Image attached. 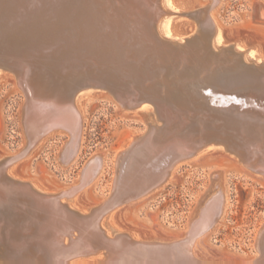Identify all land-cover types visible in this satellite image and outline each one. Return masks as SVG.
<instances>
[{
  "label": "bare ground",
  "instance_id": "6f19581e",
  "mask_svg": "<svg viewBox=\"0 0 264 264\" xmlns=\"http://www.w3.org/2000/svg\"><path fill=\"white\" fill-rule=\"evenodd\" d=\"M218 1L212 0L209 9ZM169 2L165 0L167 5ZM175 2L180 5L179 0ZM161 4V0H0V62L13 71L15 85L26 96L21 120L27 147L9 160L0 156V176L5 172L9 177V166L54 128L66 129L69 135L61 159L68 162L76 155L81 117L74 98L91 87V80L115 92L118 104L123 107L165 101L185 122L179 134L174 129L177 123L169 125L168 114L164 117L168 125L164 127L168 128L158 129L151 124L146 137L144 133L135 137L130 154L116 156L114 189L109 199L89 207L87 213L74 210L61 199L75 196L90 183L99 171L98 159L86 164L80 174V185L69 189L56 193L39 190L40 197L12 189L9 206L0 205V248L7 250L8 264H66L74 255L94 252L104 254L102 264H215L195 256L193 245L223 215L226 201L219 174H214L210 185L215 186L213 194L202 197L199 210L179 238L134 240L127 233L114 230L112 235L107 234L101 224L109 209L138 199L143 191L163 184L178 162L205 149L198 150L200 142L222 144L238 157L245 169L264 177V119L241 115L238 105L210 107L214 97H205L197 83H190L192 78L202 77L212 92L217 88L231 92L256 90L264 96V54L249 46L247 53L258 59H246L233 45L223 47L227 41L223 27L212 22L207 10L198 9L186 13L197 24L190 36L197 39V44L200 41L203 52L208 48V54L201 58V65L190 66L188 71L187 67L181 69V63L176 61L187 58V52L183 56L169 52L165 55L161 42L168 41L157 28L155 35L150 31V22L157 24L159 16L165 13ZM14 5L28 14L30 28L35 23L41 24L37 40L33 34L22 37L14 30L17 25L14 15L6 13L9 10L6 6L16 11ZM156 8L160 12L158 17ZM169 30L168 26L163 29L166 36L170 35ZM184 39L170 42L182 43ZM209 48L212 52L220 48L221 53H230V63L222 55H217L219 60L215 61ZM243 48L237 44V49ZM191 57L195 59L192 50L188 53L190 62ZM185 81L189 85L188 101H183L178 92L188 86ZM134 96L137 100L131 101ZM205 98L207 101H203ZM167 132L175 134L166 140ZM187 133L197 137V144L170 142ZM153 141L163 147H154ZM18 181V185L24 182ZM255 239L257 254L244 264H256L264 256V224ZM260 264H264V258Z\"/></svg>",
  "mask_w": 264,
  "mask_h": 264
},
{
  "label": "rangeland",
  "instance_id": "374dc122",
  "mask_svg": "<svg viewBox=\"0 0 264 264\" xmlns=\"http://www.w3.org/2000/svg\"><path fill=\"white\" fill-rule=\"evenodd\" d=\"M170 1L167 5L161 0L165 13L157 22V31L163 38L183 40L192 35L197 24L186 13L205 9L212 22L224 29L227 41L223 47L233 45L246 59H258L247 53L249 46L264 54V0H219L212 9V0H179L180 5ZM166 25L169 36L163 31ZM237 44L244 48L237 49ZM74 99L81 117L76 155L68 162L61 159L69 135L66 129L54 128L13 162L7 174L30 181L45 193H56L80 185L83 168L98 159L99 171L90 183L75 196L61 199L74 210L87 213L85 206L95 207L108 196L116 156L134 136L145 132L142 113H150L152 108L144 104L138 109H123L106 92L96 89H84ZM23 104L24 95L13 76L0 69V156H15L27 149L21 120ZM214 174L220 175L225 208L212 228L195 240L193 253L215 264L249 262L257 254L255 237L264 224V177L245 169L219 144H210L198 155L178 162L158 188L104 215L102 228L110 235L111 230L127 233L134 240L169 239L156 236L159 232L171 239L179 238L199 210L202 197L213 194L215 186L210 185ZM102 260L101 256L80 257L67 264H97Z\"/></svg>",
  "mask_w": 264,
  "mask_h": 264
},
{
  "label": "water",
  "instance_id": "95a60500",
  "mask_svg": "<svg viewBox=\"0 0 264 264\" xmlns=\"http://www.w3.org/2000/svg\"><path fill=\"white\" fill-rule=\"evenodd\" d=\"M155 1H157V0H155ZM6 7L11 11V12H9V10H6L7 15H9V14L14 15V18L16 20V24L17 25L15 27L16 29H14V30H18L20 32L19 35H21L22 37H26L25 35L33 34L35 36L36 40H37L38 36L41 33V30H40V28L42 27V26H40L41 24L40 23H37V24L35 23L34 26H33V29H32V28L29 27V21H28L29 16H28L27 13H24V11H22V10H18L16 5H14L16 11H13L12 8H9L8 6H6ZM154 12H155V16L158 17L159 14H160L159 9L158 8L154 9ZM49 19H51V17H49ZM159 19H160V16H159ZM29 20H30V18H29ZM54 22H55V20H54ZM11 24L13 25L14 22L11 23ZM149 25H150L151 34L155 35L156 34V28H157L156 22L152 21V23L150 22ZM164 39L166 41H168V42H165V43L161 42V44L164 46V49L166 50L165 51V55H167L166 53L169 52V54H174L175 56H183V55H186V52H187V56H186L187 58L183 57L181 61H179V59L176 61V57L174 58V60L176 61L177 64L181 63V65H182L181 69L187 67V71H188L190 66L201 65V58L205 57L208 54V48L205 49V51L203 52L202 49H201L200 41H199V44H197V41H196L197 39L195 37L193 38V36H190L189 39L185 38L184 42H182V43H172V42H170V40H168L166 38H164ZM24 42L26 43V41H24ZM190 50H192V55H195V59H193L191 57V62H190V60L188 58V53H189ZM206 50H207V52H206ZM221 50L222 49L219 48L217 50V52H212V49L210 50V48H209V52L213 53V55H215V59H214L215 61L219 60V59H216L217 55L218 56L222 55L223 59L227 60L230 63L232 55L230 53L226 52V51H225L226 53H221ZM218 56H217V58H218ZM235 58H238V56L235 55ZM170 59H172V58H170ZM25 67H26V69H29L28 66H25ZM0 69L8 72L9 74H11L13 76L14 79H16L13 71L11 69H9L8 67L3 66L1 64V62H0ZM185 83H186V85H188L187 81H185ZM190 83H197V87H201L199 89L200 93L202 95H204L205 97H214L215 100L209 102L210 107H213V108H216V109H221V108H228V107H231V106L234 107V106L238 105L239 108L237 109V111H239L241 115H243V116L244 115H249V116H252V117H255V118L264 119V96H261L259 92H256V90H245V91L241 90V91H233V92H231V91H226V90L222 91L220 88H217V89H214L215 92H212L213 90L212 91L209 90L210 87L208 85V82L203 81L202 77H199V79H197V80H194L192 78ZM17 88H18V86H17ZM188 88H189V85L186 86V88H184L183 90H178L179 95L183 99V101H188V99H189ZM85 89H96V90L104 91L112 99L113 102H115L117 105H119L118 104V99L116 98L115 92H112L109 88L104 87L101 84H98L95 80H91V87H88V88H85ZM22 92L23 91L21 89V93ZM25 98H26V96H24V99ZM135 100H137L136 96H134L131 99V101H135ZM160 101H161V99H160ZM203 101H207L206 98L203 99ZM145 104H149L151 106V108H152L151 110L149 109L150 113H142V122L146 126L145 132L143 134V135H145V137L150 132V129H151L150 125L151 124H155L154 126H156L158 129L161 128V127H164V124H165V122H164L165 118L164 117H167L168 114H169V116H171V118H169V125H172L174 122L177 123V126L174 128V129H177L175 132L179 133L180 129L182 127H184V124H185L184 118H180L178 112L176 114V112H174L172 110L173 109L172 105L166 103L165 101H163V104L162 103L160 104L159 102H155V101L154 102L150 101L148 103L146 102ZM140 106L143 107L144 104H141V105L137 104L135 106H132L131 108L130 107L126 108V107H123V106L119 105V107H121L123 109H127V110L138 109V108H140ZM158 113H161V114H158ZM167 121H168V118H167ZM165 125H167V124H165ZM167 126H165L164 128H168ZM174 134L175 133H170V132L164 133V138L166 140H168L167 138L172 136V135H174ZM135 137H138V136H134L133 139H135ZM195 139H197V137H195V135H192L191 133H187L185 135H182V134L180 136L177 135L176 138L173 139V140H170V142L171 141L173 142V141H179L180 140L181 142H184V143H187V144H192L193 143L195 145V144H197ZM134 142L135 141L130 143L127 147L124 148V150H122L118 154L120 156L125 154V153H126L125 156H127L128 153L130 154L129 151H131V148H132V145H133ZM35 144H37V142ZM210 144H219V143H202V142H200V144H199L200 147L198 146L199 147L198 150L200 148L201 149L204 148V147L206 148V147H208L207 145H210ZM219 145L223 146L222 144H219ZM153 146L154 147L155 146H159V149H160V147L161 148L163 147L161 144L155 143L154 141H153ZM224 150L226 152H229L230 154H233L238 159V157L234 153H232L231 151H228V149H226V147H224ZM3 157H5V156H3ZM10 158H12V157H9L7 160H9ZM12 177H13V175H12ZM14 178H16V177H14ZM14 178H11L10 176L9 177L6 176L5 172H4V174H2L0 176V205L9 206V194L11 193L12 189H14V192H20V193H23V194H28L27 196H32L34 194H35V196L37 195V197L42 196V193L39 192V190L40 191H44L43 189L37 187L36 185H34L30 181L22 180L20 178H16V179H14ZM14 180H15V183H13ZM18 180H22V181H26V182H21L22 184L18 185V182H19ZM30 184L32 186L36 187V189H38V190H34V188ZM159 186H160V184H159ZM156 188H158V187H156ZM156 188L151 187L150 189L145 191V193L143 191L142 194L138 197V199H140L141 197H143V196L147 195L148 193L152 192ZM16 189L17 190L19 189L20 191H15ZM110 189L112 191L114 189L112 187V183H111ZM111 190H110V192H111ZM28 192L32 193V195L30 193H28ZM44 192H46V191H44ZM110 192H109L108 196H106L104 199H102L101 202H105V201H107L109 199ZM138 199L137 198H135V199L133 198L132 201H134V200L136 201ZM39 203H41V201H39ZM125 204H123L121 206L119 205V207H116V208L109 209L108 211H106V213H104L105 217L110 212H112V211H114V210H116V209H118L120 207H123ZM36 207L43 208L42 205H36ZM86 207L87 206L84 207V211L88 212L89 208L86 209ZM77 209H83V208H77ZM156 236H159L161 238H169V239L172 238V237L163 236V234H161L160 232L157 233ZM17 242H19V241H17ZM6 253H7V250L5 251L4 249L0 248V264H8L9 261L5 257ZM91 256H96V257H100L101 256L102 259L104 258V254H102L101 252H94V253H87V254H84V255H74L72 258H70L67 261V263L69 261L73 260V259H76V258L91 257ZM263 258H264V256H262L260 258V260L256 261V264H260V262H262ZM97 264H102V262H98Z\"/></svg>",
  "mask_w": 264,
  "mask_h": 264
}]
</instances>
